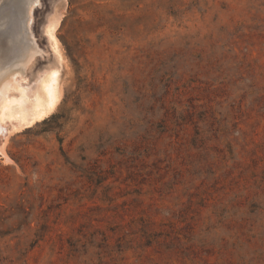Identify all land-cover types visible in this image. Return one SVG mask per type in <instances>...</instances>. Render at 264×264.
Wrapping results in <instances>:
<instances>
[{
    "label": "rangeland",
    "instance_id": "rangeland-1",
    "mask_svg": "<svg viewBox=\"0 0 264 264\" xmlns=\"http://www.w3.org/2000/svg\"><path fill=\"white\" fill-rule=\"evenodd\" d=\"M32 15L61 100L0 140V264H264V0Z\"/></svg>",
    "mask_w": 264,
    "mask_h": 264
},
{
    "label": "bare ground",
    "instance_id": "bare-ground-1",
    "mask_svg": "<svg viewBox=\"0 0 264 264\" xmlns=\"http://www.w3.org/2000/svg\"><path fill=\"white\" fill-rule=\"evenodd\" d=\"M38 3L16 0V4H9L0 0V140L8 139L17 125L24 128L44 119L61 100L59 66L50 64L37 73L33 82L28 79L27 70L43 54L32 30V13ZM46 33L52 51L61 60L63 54L53 24L47 25Z\"/></svg>",
    "mask_w": 264,
    "mask_h": 264
}]
</instances>
